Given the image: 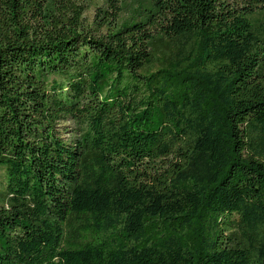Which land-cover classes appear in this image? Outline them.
<instances>
[{
  "label": "trees",
  "instance_id": "1",
  "mask_svg": "<svg viewBox=\"0 0 264 264\" xmlns=\"http://www.w3.org/2000/svg\"><path fill=\"white\" fill-rule=\"evenodd\" d=\"M0 0V264H264V0Z\"/></svg>",
  "mask_w": 264,
  "mask_h": 264
},
{
  "label": "rangeland",
  "instance_id": "2",
  "mask_svg": "<svg viewBox=\"0 0 264 264\" xmlns=\"http://www.w3.org/2000/svg\"><path fill=\"white\" fill-rule=\"evenodd\" d=\"M121 5H124V8L120 10L119 18L121 20L128 19L132 16L133 10L136 8V3L134 0H119ZM86 12L84 13V23L90 25L94 18L95 8L96 7H105L104 0H79Z\"/></svg>",
  "mask_w": 264,
  "mask_h": 264
}]
</instances>
